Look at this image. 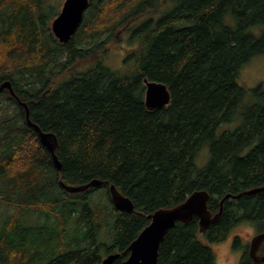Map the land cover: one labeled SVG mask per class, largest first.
<instances>
[{
  "label": "trees",
  "instance_id": "16d2710c",
  "mask_svg": "<svg viewBox=\"0 0 264 264\" xmlns=\"http://www.w3.org/2000/svg\"><path fill=\"white\" fill-rule=\"evenodd\" d=\"M57 13L49 0H0V84L8 80L14 92H0V264H100L109 253L121 264L148 214L199 190L212 215L224 195L238 196L224 199L203 232L197 216L176 222L157 264H217L209 243L242 222L264 231V196L242 193L264 185V86L238 81L241 67L264 55V0H91L66 43L51 30ZM123 21L132 46L110 68L101 37L117 40ZM145 78L167 86V105L146 107ZM21 102L31 122L55 135L60 169ZM202 152L207 162L198 166ZM93 179L103 183L82 192L60 185ZM110 184L132 211L114 208ZM98 188L109 206L91 200ZM248 245L233 236L238 264H264Z\"/></svg>",
  "mask_w": 264,
  "mask_h": 264
},
{
  "label": "water",
  "instance_id": "95a60500",
  "mask_svg": "<svg viewBox=\"0 0 264 264\" xmlns=\"http://www.w3.org/2000/svg\"><path fill=\"white\" fill-rule=\"evenodd\" d=\"M90 0H64L61 9L51 22V30L56 39L66 43L72 34L80 26L84 12ZM145 94L144 103L148 109H158L170 102V93L164 83L144 79ZM8 89L14 95L12 86L8 80L0 84V92ZM25 109L27 123L38 135L40 143L49 151L57 169L60 163L55 155L57 140L53 133L42 131L38 125L29 119V110L25 102H21ZM103 183L99 179H93L85 184L66 185L60 181L63 189L70 193L82 192L90 187H98ZM111 202L116 210L130 212L134 205L129 197L121 194L113 184L108 186ZM251 195L264 196V185L253 187L242 192ZM238 196L227 193L220 201V209L214 215L207 208L209 194L205 190L193 192L184 201L171 207H160L147 215L149 223L139 232L137 237L129 244V255L121 264H157L158 249L167 231L174 227L176 222H188L194 216L199 218V230L205 231L211 224L215 223L222 211L224 199ZM264 242V231L255 233L248 245V253L256 262H264V254H259V249ZM117 253H109L104 256L100 264H112Z\"/></svg>",
  "mask_w": 264,
  "mask_h": 264
},
{
  "label": "rangeland",
  "instance_id": "374dc122",
  "mask_svg": "<svg viewBox=\"0 0 264 264\" xmlns=\"http://www.w3.org/2000/svg\"><path fill=\"white\" fill-rule=\"evenodd\" d=\"M63 2L64 0H49V5L51 6V10L53 12L59 11ZM85 12H87V9ZM132 21L133 20L129 21L128 24L132 23ZM124 23L125 22L123 21L115 29H113L114 31L117 32L116 33L118 37L117 40H112V36H110V34H109L110 36L109 39H108L109 37L108 35L101 37V39H103L104 37L105 41L107 39L105 45L106 47L109 48V51L105 52L103 57L105 56L104 63L110 68L121 67L122 66L121 64H123V56L126 54L125 51L126 47L132 46L128 44L127 31L123 32ZM238 81L241 85L245 86L246 88H254L259 84L261 85L263 84L262 86H264V55L254 56L249 61H247L239 71ZM1 112H3V109L0 108V113ZM238 122L239 119H236L231 122L221 124L216 131L217 136L222 134V132L224 131H232L236 127ZM204 156H205V152H202L200 156L197 157L196 163L198 166H202L207 162V161L202 162ZM105 192H106L105 188H98L93 193L91 200L95 202V200L104 199V202L105 203L107 202V205L109 206ZM108 217H109V221L111 222L113 217L112 216L111 217L108 216ZM105 233H107V229L105 230ZM254 233L255 231L250 226V224L246 222H242L234 226L222 240L216 243H209L208 245L212 248V250L215 253L216 263L238 264L240 259V250L234 249L232 247L233 236L238 235L240 237L242 244H245L250 241ZM201 241L206 242L205 238H201Z\"/></svg>",
  "mask_w": 264,
  "mask_h": 264
},
{
  "label": "bare ground",
  "instance_id": "6f19581e",
  "mask_svg": "<svg viewBox=\"0 0 264 264\" xmlns=\"http://www.w3.org/2000/svg\"><path fill=\"white\" fill-rule=\"evenodd\" d=\"M111 8V7H110ZM175 8V7H174ZM97 10H99V9H97ZM111 10V9H110ZM129 10V9H128ZM119 11V10H118ZM93 12V11H92ZM117 12V11H116ZM98 13V12H97ZM96 13V14H97ZM93 14V13H92ZM123 13L121 12V15H122ZM129 14V13H128ZM119 16H120V14H119ZM122 16H124V15H122ZM41 17V16H40ZM88 19V18H87ZM118 19H120V18H118ZM132 19V18H131ZM108 21V20H107ZM40 23V22H39ZM108 23V22H107ZM91 24V23H90ZM96 24V23H95ZM100 24V23H99ZM101 25V24H100ZM109 25V24H108ZM115 25V24H114ZM95 27V26H94ZM101 27V26H100ZM37 28V27H36ZM91 29V28H90ZM93 29V28H92ZM108 33V32H107ZM91 34V33H90ZM44 36H46V35H44ZM44 38V37H43ZM102 40V39H101ZM107 40V39H106ZM88 41V40H87ZM44 43V42H43ZM101 43V42H100ZM44 46V45H43ZM150 46V45H149ZM38 47V46H37ZM40 49V48H39ZM56 49V48H55ZM67 50V49H66ZM40 51V50H39ZM42 51H43V49H42ZM53 51V50H52ZM51 51V52H52ZM47 57V56H46ZM147 59V58H146ZM63 61V60H62ZM187 61V60H186ZM59 63V62H58ZM61 63V62H60ZM143 63V62H142ZM181 63V62H180ZM187 64V63H186ZM74 65V64H73ZM183 66V65H182ZM177 68V67H176ZM170 69V68H169ZM183 70H185V69H183ZM188 70V69H187ZM181 71V70H180ZM183 73H185V72H183ZM84 75V74H83ZM101 75V74H100ZM102 76V75H101ZM89 78V77H88ZM175 78V77H174ZM169 79V78H168ZM181 83V82H180ZM185 83V82H184ZM180 85V84H179ZM263 85V84H262ZM32 86V85H31ZM262 87V86H261ZM19 94V93H18ZM18 96V95H17ZM43 98V97H42ZM14 109V108H13ZM164 109V108H163ZM158 111V110H157ZM236 143V142H235ZM252 150V149H251ZM1 153V152H0ZM259 153V152H258ZM39 169V168H38ZM53 174V173H52ZM179 181V180H178ZM49 185V184H48ZM52 185V184H51ZM44 186V185H43ZM256 186V185H255ZM46 187V186H45ZM116 187V186H115ZM48 188V187H47ZM43 189H45V188H43ZM55 189V188H54ZM172 189V188H171ZM48 190H49V188H48ZM49 192H51V191H49ZM67 192V191H66ZM47 194V193H46ZM52 195V194H51ZM213 195V194H212ZM255 195V194H254ZM253 196V195H252ZM48 197V196H47ZM57 197V196H56ZM219 201V200H218ZM239 202V201H238ZM237 204V203H236ZM94 205V204H93ZM19 206V205H18ZM262 206V205H261ZM15 207H16V205H15ZM18 208V207H17ZM22 208V207H21ZM137 208V207H136ZM15 209V208H14ZM19 209V208H18ZM17 209V210H18ZM16 210V211H17ZM137 210H138V208H137ZM235 210V209H234ZM15 211V210H14ZM142 211V210H141ZM233 212V211H232ZM239 213V212H238ZM17 215V214H16ZM104 215V214H103ZM30 216V215H29ZM33 216V215H32ZM11 217V216H10ZM10 221V219L8 220V222ZM112 223V222H111ZM8 224V223H7ZM42 224V223H41ZM40 224V225H41ZM237 224V223H236ZM36 226V225H35ZM37 231V230H36ZM110 231V230H109ZM222 231V230H221ZM195 239V238H194ZM195 242V241H194ZM110 243V242H109ZM239 245V244H238ZM31 247V246H30ZM30 247H29V249H30ZM24 250H25V248H24ZM31 252V251H30ZM20 254V253H19ZM27 254H29L28 252H27ZM41 254V253H40ZM249 255V254H248ZM18 258H19V256H18ZM17 259V258H16ZM34 259V258H33ZM44 260V259H43ZM245 264V263H244Z\"/></svg>",
  "mask_w": 264,
  "mask_h": 264
},
{
  "label": "flooded vegetation",
  "instance_id": "af4514ba",
  "mask_svg": "<svg viewBox=\"0 0 264 264\" xmlns=\"http://www.w3.org/2000/svg\"><path fill=\"white\" fill-rule=\"evenodd\" d=\"M90 2H91V0L89 1V4H90ZM89 6V5H88ZM60 9H61V7H60ZM86 11V10H85ZM126 31V29L125 30H123V32H125ZM262 246V245H261ZM261 246H260V249H261ZM260 249H259V252H260ZM258 252V253H259Z\"/></svg>",
  "mask_w": 264,
  "mask_h": 264
}]
</instances>
